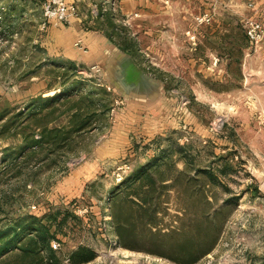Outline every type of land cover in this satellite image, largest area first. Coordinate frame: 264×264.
Wrapping results in <instances>:
<instances>
[{
    "label": "rangeland",
    "instance_id": "rangeland-1",
    "mask_svg": "<svg viewBox=\"0 0 264 264\" xmlns=\"http://www.w3.org/2000/svg\"><path fill=\"white\" fill-rule=\"evenodd\" d=\"M14 1L0 2V229L27 215L49 224L54 252L44 251L46 264H71L79 245L97 251L83 264H264V0H143L130 8L123 0L69 2L79 14L96 4L100 13L84 16V27L118 48L117 42L133 44L132 54L122 50L140 70L129 78L135 86L144 73L156 79L159 91L147 92L152 98L143 87L129 93L127 80L112 84L108 65L51 60L45 28L38 26L45 0L25 2L26 13L16 17L3 11ZM38 82L48 84L47 94H24ZM47 96L59 101L43 119L50 117L48 126L62 134L57 143L23 150L27 136L40 135L32 105L40 107ZM75 99L91 114L85 128L70 131L65 107ZM161 154L179 168L188 160L193 176L195 167L217 173L229 167L218 183L196 179L181 197L169 191L158 229L177 231L161 245L146 238L138 249L122 246L113 195L138 165ZM207 199L226 219L205 253L208 235L199 238L196 227L206 225ZM198 238L189 255L169 246Z\"/></svg>",
    "mask_w": 264,
    "mask_h": 264
},
{
    "label": "trees",
    "instance_id": "trees-1",
    "mask_svg": "<svg viewBox=\"0 0 264 264\" xmlns=\"http://www.w3.org/2000/svg\"><path fill=\"white\" fill-rule=\"evenodd\" d=\"M108 36L112 40L114 39L112 34H108ZM117 43L123 51L130 54L133 53L132 43L126 45ZM70 63L75 64V62ZM41 99L45 101L44 104L40 107L32 105L33 108L29 112V115L34 114L33 119L36 120V124L33 125L40 128V135L31 136L32 138H28L29 136H27L26 138L29 142L23 147V150L33 145L42 146L57 143L58 137L62 134L60 128H50L47 123L51 118L48 117L44 120L45 116L48 115L42 114L45 109H49L54 106V103L59 101L58 97L47 96V98ZM69 100H63V103ZM72 102L70 106L65 107V110L71 112L69 119L70 131H78L85 128L88 123L87 118L91 113L85 111V108L79 103L78 99L72 100ZM39 115L40 118H38ZM57 117L58 115L54 118ZM184 162L185 166L179 168L177 160L173 159L170 155L161 154L150 157L148 162L138 165L129 176L130 178L123 182L124 188L114 193L111 204L112 221L118 236V242L122 246L138 249V245H141L146 238L152 244L161 245L160 241L165 240V236H170L177 231L175 229L167 231L158 229V224L162 220L161 213L164 209V201L168 197L169 191L175 190L181 197V193L188 194L189 188L194 185L196 179L203 181L201 179L206 178L205 185L218 183L221 177L220 173H227L229 167V165L223 164L220 168V173H217L210 166H199L195 167V176H193L190 172V162L188 160H184ZM202 194L200 193V195ZM209 203L210 200L207 199V210L203 212L202 216L206 225L203 227L200 224L196 227L199 232V238L202 237L205 240L206 235H208L209 248L205 253L213 248L226 219L224 216L221 217V214L224 212L223 208L218 211L211 210ZM182 207L185 211L184 215L189 216L192 220V210L189 206L184 204ZM35 218L34 215H27L20 218L17 223L0 229V260L2 262L13 260L14 264L47 263L44 251L49 250L52 253L54 252V248L51 246L50 225L42 221L34 222ZM65 220L66 218L64 217L63 221ZM202 233H205V235H201ZM199 238L195 242L186 239L169 246L171 249L183 250L189 255L194 251V246H197ZM161 253L164 254L165 252ZM164 255H168V257L177 261H183L182 259L174 258L170 254ZM96 256L97 251L94 248L87 245H79L71 252L69 258L71 264H83L95 259ZM197 259L198 256H195L189 261L193 262Z\"/></svg>",
    "mask_w": 264,
    "mask_h": 264
},
{
    "label": "crops",
    "instance_id": "crops-1",
    "mask_svg": "<svg viewBox=\"0 0 264 264\" xmlns=\"http://www.w3.org/2000/svg\"><path fill=\"white\" fill-rule=\"evenodd\" d=\"M18 1V0H17ZM16 0L14 2H17ZM69 2H77L79 4L80 0H68ZM85 1V0H81ZM80 1V2H81ZM92 2L94 0H91ZM143 0H123V3H126V7L130 8L129 6L131 4H143ZM2 2V0H0ZM25 2H29L32 4V6H36L37 3L34 2V0H24V4L19 0L18 4L22 5V7L18 8L17 3L16 4H7L5 5V8L3 7V11L5 13L10 14L9 12H12L13 17H16L21 15L22 13H26L27 9L23 11ZM29 6V5H28ZM95 6L96 4H93L92 8H89L86 10V13L81 12V14L77 13L75 16H73L72 20L69 22L68 25L66 24H49L48 26H45L43 24V15L41 17V22L38 23V26L42 29H44V32H46V38L43 41V45L48 50V53L50 54V59H58L60 61L61 59H65L64 62H77V63H88L90 65L93 64H104L105 66L108 65L112 67L113 75L111 76V80H114L112 84H116L118 87V81H121L125 83V80H127L128 83V89L129 93L132 95L136 94L138 95V90L143 91L144 88V94L146 95V98H152L155 95L148 94L147 92L157 90L155 89L156 86L158 87V91L160 89V83L157 82L156 79L150 78L146 73L142 74V77H140V85H134L132 82L131 77L132 74L138 73L140 70H137L136 64L133 60H129L127 56L123 53L122 49H119L116 47L110 40L98 33L97 31H92L90 29H87L83 25V18L84 16H91L93 12H95ZM78 7V5H77ZM36 8H31L29 11H35ZM38 10H36V13ZM35 13V12H34ZM97 10V14H99ZM35 19V18H34ZM109 37V36H108ZM111 39V38H110ZM85 41L84 45L79 46L78 42ZM112 40V39H111ZM113 41V40H112ZM88 47L87 49H84L85 47ZM118 58H121V62H118ZM131 58V57H130ZM105 69V67H104ZM140 74V73H139ZM138 74V75H139ZM36 76H32V80L35 81ZM44 80H47L44 78ZM137 84V82L135 81ZM131 84V85H130ZM143 84H145L143 86ZM143 87V88H141ZM125 88V87H124ZM48 92V84H41V83H33L30 88L24 93L25 95L28 94V96H38L42 94H47ZM157 91H155L156 93ZM154 93V94H155Z\"/></svg>",
    "mask_w": 264,
    "mask_h": 264
},
{
    "label": "built area",
    "instance_id": "built-area-1",
    "mask_svg": "<svg viewBox=\"0 0 264 264\" xmlns=\"http://www.w3.org/2000/svg\"><path fill=\"white\" fill-rule=\"evenodd\" d=\"M44 24L53 22L55 24H66L75 16L74 6L68 0H45L43 3ZM81 42V41H80ZM78 42V44L80 43Z\"/></svg>",
    "mask_w": 264,
    "mask_h": 264
}]
</instances>
